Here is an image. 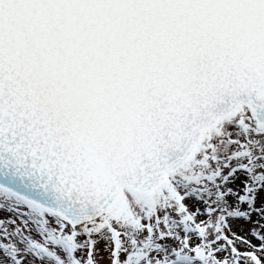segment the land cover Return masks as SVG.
<instances>
[{
    "label": "snow or ice",
    "instance_id": "6c2138e0",
    "mask_svg": "<svg viewBox=\"0 0 264 264\" xmlns=\"http://www.w3.org/2000/svg\"><path fill=\"white\" fill-rule=\"evenodd\" d=\"M0 264H264V0H0Z\"/></svg>",
    "mask_w": 264,
    "mask_h": 264
}]
</instances>
